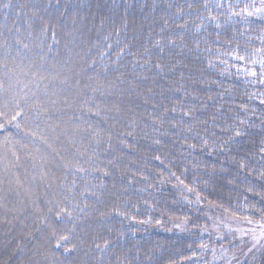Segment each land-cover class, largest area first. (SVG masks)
<instances>
[{
    "label": "trees",
    "instance_id": "16d2710c",
    "mask_svg": "<svg viewBox=\"0 0 264 264\" xmlns=\"http://www.w3.org/2000/svg\"><path fill=\"white\" fill-rule=\"evenodd\" d=\"M0 264H264V0H0Z\"/></svg>",
    "mask_w": 264,
    "mask_h": 264
},
{
    "label": "snow or ice",
    "instance_id": "6c2138e0",
    "mask_svg": "<svg viewBox=\"0 0 264 264\" xmlns=\"http://www.w3.org/2000/svg\"><path fill=\"white\" fill-rule=\"evenodd\" d=\"M259 11V10H258Z\"/></svg>",
    "mask_w": 264,
    "mask_h": 264
}]
</instances>
